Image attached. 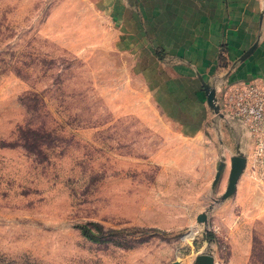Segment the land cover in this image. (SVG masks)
Listing matches in <instances>:
<instances>
[{"label": "rangeland", "instance_id": "374dc122", "mask_svg": "<svg viewBox=\"0 0 264 264\" xmlns=\"http://www.w3.org/2000/svg\"><path fill=\"white\" fill-rule=\"evenodd\" d=\"M124 2L0 0V264H264V165L245 127L163 98L162 56L115 20Z\"/></svg>", "mask_w": 264, "mask_h": 264}, {"label": "crops", "instance_id": "0c3cea01", "mask_svg": "<svg viewBox=\"0 0 264 264\" xmlns=\"http://www.w3.org/2000/svg\"><path fill=\"white\" fill-rule=\"evenodd\" d=\"M262 8L261 0H125L116 6L115 20L131 32L137 28L142 41L154 45L156 62L162 56L158 63L165 64L164 79L158 78L157 88L163 98L205 100L206 82L218 104L226 81L264 80L261 34L254 39L257 28L264 34ZM255 42L254 51L243 58Z\"/></svg>", "mask_w": 264, "mask_h": 264}, {"label": "built area", "instance_id": "2783aa9c", "mask_svg": "<svg viewBox=\"0 0 264 264\" xmlns=\"http://www.w3.org/2000/svg\"><path fill=\"white\" fill-rule=\"evenodd\" d=\"M218 101L219 111L241 123L253 142V158L264 165V80L226 81Z\"/></svg>", "mask_w": 264, "mask_h": 264}, {"label": "water", "instance_id": "95a60500", "mask_svg": "<svg viewBox=\"0 0 264 264\" xmlns=\"http://www.w3.org/2000/svg\"><path fill=\"white\" fill-rule=\"evenodd\" d=\"M257 45V42H255L244 54L243 58L247 57L249 54H251L255 47ZM203 88L204 92L206 94V101L209 107H211L215 112H219V107L216 104V97H215V89L210 86L208 83L203 82ZM246 164V157L242 154L237 152L235 156L232 157V163H231V171H230V176H229V183H228V188L224 192L223 196L227 197L230 194H232L236 188L238 179L245 167ZM223 168V164H220L218 167V171L215 176V182L219 179L221 170ZM207 219V216L205 213H201L197 217L198 222H205Z\"/></svg>", "mask_w": 264, "mask_h": 264}, {"label": "trees", "instance_id": "16d2710c", "mask_svg": "<svg viewBox=\"0 0 264 264\" xmlns=\"http://www.w3.org/2000/svg\"><path fill=\"white\" fill-rule=\"evenodd\" d=\"M38 131L32 127H22L20 128V135L22 137V141H24V145H30L31 143H35L38 140ZM32 141V142H31ZM29 147V146H28ZM31 147V146H30ZM103 226L98 222H89L87 224H83L80 227V230L83 235L93 238L95 237V233L93 232V228L101 229ZM113 231L112 229H110Z\"/></svg>", "mask_w": 264, "mask_h": 264}]
</instances>
